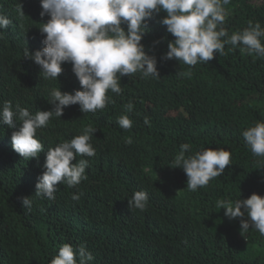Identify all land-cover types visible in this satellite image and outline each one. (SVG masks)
Segmentation results:
<instances>
[{"label": "trees", "instance_id": "16d2710c", "mask_svg": "<svg viewBox=\"0 0 264 264\" xmlns=\"http://www.w3.org/2000/svg\"><path fill=\"white\" fill-rule=\"evenodd\" d=\"M225 7L230 34L249 20L264 27V0H230ZM41 11L40 0H0V13L12 20L0 29V107L11 101L34 114L53 107V87L81 88L71 63L62 65L58 80H45L39 66L23 56L25 48L44 47L39 27L49 17ZM165 15L149 20L141 41L156 56L160 77L123 76L122 93L110 92L112 103L96 113L67 106L38 130L45 145L38 158L15 152L16 129L0 123V264H50L66 242L85 245L94 255L92 264H264V236L251 228L242 235L240 219L229 220L217 207L218 200L239 193L264 195V168L242 136L264 121V58L226 45L225 55L191 68L164 60L174 39L160 22ZM187 72L191 75H182ZM128 104L133 123L125 130L117 118ZM88 124L97 128L91 141L95 155L77 157L89 162L87 179L75 188L59 184L54 200L35 198L48 148ZM127 137L132 144L125 143ZM181 143H190L193 152L225 148L232 164L206 187L189 191L184 170L171 166ZM141 189L148 193L147 210H131L128 200ZM73 193L80 198L73 200ZM23 196H33L31 209L22 206Z\"/></svg>", "mask_w": 264, "mask_h": 264}, {"label": "clouds", "instance_id": "9594fccd", "mask_svg": "<svg viewBox=\"0 0 264 264\" xmlns=\"http://www.w3.org/2000/svg\"><path fill=\"white\" fill-rule=\"evenodd\" d=\"M228 4L230 0H40V16L49 17L39 27L44 34V47L34 52L25 48L23 56L39 66L40 76L45 80H58L64 70L62 65L71 63L81 88L67 92L53 87L49 91L53 107L34 114L28 108L19 104L14 108L11 101H5L0 107V123L16 129L11 135L15 152L27 160L38 158L45 148L38 130L46 127L53 117L60 118L70 105L78 104L83 113L105 109L112 103L110 92L122 93L123 76L139 73L144 79L159 78L157 58L145 50L141 41L149 20L162 11L166 15L160 22L174 37L168 42L164 60L176 59L191 68L208 63L217 53L225 55L226 45L264 58V27L249 20L243 30L230 34L224 27ZM11 24L12 20L0 13V29ZM132 111L133 105L128 104L126 114L117 118L121 129H131L133 122L127 113ZM16 122H20L18 129ZM145 123L149 121L145 119ZM96 130L88 124L72 139L48 148L45 171L35 186V198L54 200L59 184L75 188L87 179L89 162L77 157L95 155L91 141ZM242 136L253 156L259 158V168H264V121L249 126ZM125 143L132 144V137H127ZM231 155L225 148L209 147L193 152L190 143H181L171 166L184 170L186 187L195 192L224 174L226 166L232 164ZM33 196L20 197L24 208L31 209ZM79 198L80 194L73 193V200ZM148 203V193L143 189L136 190L128 200L131 210L146 211ZM217 207L225 210L229 220L240 219L242 235L251 228L264 236V195L254 192L248 198H240L239 193L236 199L218 200ZM94 259L85 245L66 242L50 264H92Z\"/></svg>", "mask_w": 264, "mask_h": 264}]
</instances>
